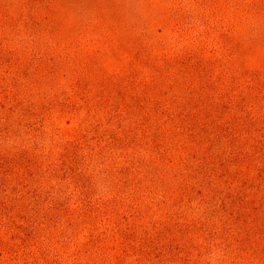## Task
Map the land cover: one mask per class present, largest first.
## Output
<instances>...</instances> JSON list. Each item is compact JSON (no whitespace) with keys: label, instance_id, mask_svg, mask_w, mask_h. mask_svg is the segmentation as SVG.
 Wrapping results in <instances>:
<instances>
[{"label":"rangeland","instance_id":"1","mask_svg":"<svg viewBox=\"0 0 264 264\" xmlns=\"http://www.w3.org/2000/svg\"><path fill=\"white\" fill-rule=\"evenodd\" d=\"M0 264H264V0H0Z\"/></svg>","mask_w":264,"mask_h":264}]
</instances>
